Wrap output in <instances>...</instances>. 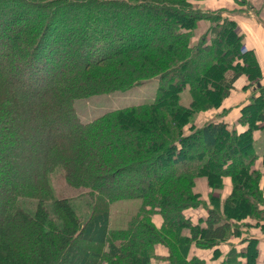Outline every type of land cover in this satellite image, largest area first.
I'll return each instance as SVG.
<instances>
[{"label":"trees","instance_id":"trees-1","mask_svg":"<svg viewBox=\"0 0 264 264\" xmlns=\"http://www.w3.org/2000/svg\"><path fill=\"white\" fill-rule=\"evenodd\" d=\"M202 1L0 0V264H207L236 238L245 246L227 259L257 264L264 86L241 108L244 131L223 105L238 77L262 72L238 21ZM152 78V102L78 118V100ZM210 110L219 119L196 124ZM56 174L84 190V216ZM126 199L140 207L114 227L112 204Z\"/></svg>","mask_w":264,"mask_h":264},{"label":"crops","instance_id":"crops-1","mask_svg":"<svg viewBox=\"0 0 264 264\" xmlns=\"http://www.w3.org/2000/svg\"><path fill=\"white\" fill-rule=\"evenodd\" d=\"M260 1V6H257V3L255 4L254 1H252V10L256 9L255 13L249 12L248 15L245 14L247 16L236 17L235 15L234 17L238 21L239 30H241L244 34V49L253 51L254 56L258 61L260 71L262 72L259 80H250L249 76L246 74L238 77L233 84L234 89L231 91L230 96L224 100L225 103L223 106L228 108L229 111L223 119H225V121L228 123L229 128H234L237 131H244L247 128V124H243L239 121L241 108L250 103V99L253 95L257 96L259 94L258 86H264V1ZM186 93L189 94L188 91ZM183 99L184 100L182 103L185 105H188L191 100L190 97L185 96ZM201 115H209L207 116L209 118L205 117L207 119L204 120L203 123L209 121L210 119H219L217 116V110L202 112ZM253 130L255 152L258 155H261L264 152V128H257ZM258 146L259 148H257ZM260 160L261 159L258 160V163ZM261 186H263L264 190V174L261 180ZM196 188L203 194L208 191L206 181L204 179H201L197 182ZM224 188L225 190L223 196L226 197V195H228L231 191L229 179H226ZM159 221L160 219L157 218L156 222L158 224L160 223ZM250 234L254 238H258L259 253L257 257V264H264V230L257 227L251 228ZM232 244L236 246L238 254L239 252H242V249L245 246V244L243 242L241 243L238 238L233 239ZM232 246H222V253H220L217 258H214V260H209L207 264H233L232 259H227L229 248H232ZM156 247L157 253H164L163 248L158 246ZM236 258L238 260L237 264H247L245 262V258H242L240 255L236 256Z\"/></svg>","mask_w":264,"mask_h":264},{"label":"rangeland","instance_id":"rangeland-1","mask_svg":"<svg viewBox=\"0 0 264 264\" xmlns=\"http://www.w3.org/2000/svg\"><path fill=\"white\" fill-rule=\"evenodd\" d=\"M249 2V0H246ZM254 1V3H257V6H260L261 3L260 0H250ZM199 7L203 10H210L214 11L220 8H225L222 12V15L230 16L232 18L239 17V16H247L249 12L255 13L256 9H250L246 5L241 4L240 0H204L200 2ZM247 14V15H245ZM209 25L208 20H200L198 22V28H200V31H203L207 28ZM196 30V29H195ZM156 78H152L148 82L137 85V87H133L127 91H116L111 92L109 94H103V95H94V97H88L87 99L82 98L78 100L75 104L76 110L78 113V118L80 120H83L85 122L92 121L95 119V117L100 116L106 112H109L113 109H119L123 108L125 106H129L132 104H138L142 102H152L155 98L156 94ZM187 92V90H186ZM182 92L180 95V100L183 102V97H190V93ZM189 92V91H188ZM186 93V94H185ZM191 101V100H190ZM209 115H201V113L196 118V124L200 125L203 123L204 120H206ZM202 117V118H201ZM207 117V118H205ZM201 118V119H200ZM201 120V121H200ZM13 138V141H15L16 137L11 136ZM12 143L10 142V145ZM9 145V144H6ZM4 146V145H3ZM260 146V145H259ZM259 146L257 148H259ZM4 171L0 169V177L7 178L8 173H6L5 176H3ZM54 185L56 188V192H58L59 195H65L70 196L73 199L74 198H81L79 200L75 201L76 206H78V213L81 216H84L86 206L84 205L85 202V196H84V190H75L66 185V181L64 178L59 176V174H56L54 176ZM140 207L139 201L135 199H126L121 201H116L112 204V222L114 227H120L124 225L128 218L132 216L136 211H138Z\"/></svg>","mask_w":264,"mask_h":264}]
</instances>
